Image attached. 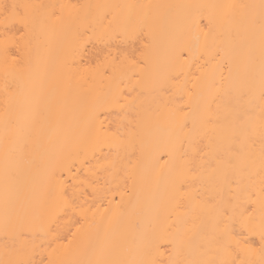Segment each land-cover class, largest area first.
I'll use <instances>...</instances> for the list:
<instances>
[{
  "label": "bare ground",
  "instance_id": "1",
  "mask_svg": "<svg viewBox=\"0 0 264 264\" xmlns=\"http://www.w3.org/2000/svg\"><path fill=\"white\" fill-rule=\"evenodd\" d=\"M16 2L35 7L0 26V264H169L200 258L226 205L258 220L259 130L251 161L215 173L203 113L251 87L258 116V26L251 62L237 34L259 9L232 6L260 0Z\"/></svg>",
  "mask_w": 264,
  "mask_h": 264
},
{
  "label": "snow or ice",
  "instance_id": "2",
  "mask_svg": "<svg viewBox=\"0 0 264 264\" xmlns=\"http://www.w3.org/2000/svg\"><path fill=\"white\" fill-rule=\"evenodd\" d=\"M35 6L18 3L16 0H0V26L9 30L19 25L23 32L32 23L30 10ZM244 9H259V13H250L242 21V33L246 47L243 54L251 62L254 54L252 41L258 26L260 39V80L258 116L252 110L253 90L241 88L236 94L218 92L204 108L203 123L213 132L219 129L223 133L222 141L213 149L215 137L209 139L207 147L214 151L213 172L225 174L251 161L257 142L256 129L259 130V155L261 172H264V0L259 5L232 6ZM231 73V69H229ZM14 124V122H10ZM33 145L23 144L24 152H31ZM203 149H201L202 151ZM196 166L189 168L194 172ZM7 175V169H6ZM226 179V175H224ZM187 177L178 176L173 183V194L180 198ZM264 183V181H262ZM264 191V189H262ZM255 203L249 204V212L237 213L235 209L224 206L218 210L211 233L201 244L200 258L169 261V264H264V197L259 201V218L255 216ZM245 212L247 215H245ZM258 237V247L253 240ZM259 257V259H256ZM19 264H25L20 261ZM27 264H32L28 261ZM87 264H160L159 261H126L119 259H97Z\"/></svg>",
  "mask_w": 264,
  "mask_h": 264
}]
</instances>
